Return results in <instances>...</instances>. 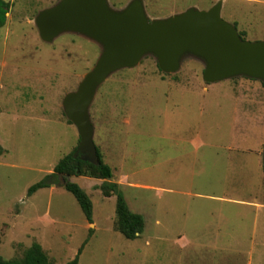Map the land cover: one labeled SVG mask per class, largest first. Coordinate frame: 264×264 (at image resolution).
Returning a JSON list of instances; mask_svg holds the SVG:
<instances>
[{"label":"rangeland","instance_id":"obj_1","mask_svg":"<svg viewBox=\"0 0 264 264\" xmlns=\"http://www.w3.org/2000/svg\"><path fill=\"white\" fill-rule=\"evenodd\" d=\"M6 1L10 9L0 28V257L20 259L37 243L49 264H65L88 238L78 264H264L263 82H205V64L191 54L165 73L153 54H144L96 88L87 110L92 142L112 170L110 181L144 220L143 232L126 240L115 227V196L99 189L103 180L68 177L92 202L90 224L61 184L27 195L79 148L63 99L77 91L102 46L74 32L40 39L35 18L60 0ZM106 1L121 10L132 0ZM141 1L152 21L206 11L219 0ZM219 16L246 42H264V0H222Z\"/></svg>","mask_w":264,"mask_h":264},{"label":"water","instance_id":"obj_2","mask_svg":"<svg viewBox=\"0 0 264 264\" xmlns=\"http://www.w3.org/2000/svg\"><path fill=\"white\" fill-rule=\"evenodd\" d=\"M221 2L206 11L188 10L152 21L146 17L141 0H132L121 10L111 9L106 0H60L39 12L34 23L42 41L74 32L102 46L96 64L77 91L63 99L66 117L77 126L81 138L74 156L86 152L91 157H79L96 163L89 102L110 73L135 66L144 54H153L165 73L175 72L181 57L191 54L204 62L205 82L245 76L264 83V42L243 40L233 25L220 18Z\"/></svg>","mask_w":264,"mask_h":264},{"label":"trees","instance_id":"obj_3","mask_svg":"<svg viewBox=\"0 0 264 264\" xmlns=\"http://www.w3.org/2000/svg\"><path fill=\"white\" fill-rule=\"evenodd\" d=\"M9 9L10 3L6 0H0V28L4 27L6 23V15ZM238 34L242 38V34ZM262 84L264 86V83ZM95 148L97 157L96 163L84 161L79 156H74L75 148L55 164L51 174L46 175L43 180L31 185L27 190V195H32L37 190L50 187L51 185L61 184L62 188L74 197L86 221L90 224L92 223L93 213L92 202L87 193L76 183L70 182L68 177L83 176L103 180L99 186L102 195L104 197L115 196V227L117 232L126 240H134L143 232V217L129 209L119 189V185L110 181L113 177L111 168L103 163L98 148ZM262 170L264 174V166ZM59 177H62V183L59 182ZM91 232L92 230L89 229L88 237ZM87 241L88 238L82 243L75 257L65 264H78L82 248ZM0 264H49V260L41 246L37 243H33L25 250L20 259L5 260L0 257Z\"/></svg>","mask_w":264,"mask_h":264},{"label":"crops","instance_id":"obj_4","mask_svg":"<svg viewBox=\"0 0 264 264\" xmlns=\"http://www.w3.org/2000/svg\"><path fill=\"white\" fill-rule=\"evenodd\" d=\"M235 78H247V79H252V78H248V77H245V76H237ZM253 80H257V79H253ZM260 81V80H258ZM261 233H262V236L264 237V222L262 224V230H261Z\"/></svg>","mask_w":264,"mask_h":264}]
</instances>
